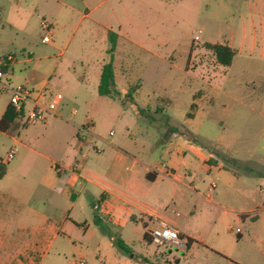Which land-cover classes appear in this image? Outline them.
Returning a JSON list of instances; mask_svg holds the SVG:
<instances>
[{"label":"rangeland","instance_id":"rangeland-1","mask_svg":"<svg viewBox=\"0 0 264 264\" xmlns=\"http://www.w3.org/2000/svg\"><path fill=\"white\" fill-rule=\"evenodd\" d=\"M220 1L213 9L204 0H0V54L15 58L1 82L29 88L31 72L50 76L44 96L49 106L77 109L78 122L89 115L96 133L142 160L170 162L168 150L175 151L176 138L160 143L168 132L190 137L209 153L205 165L210 172L189 154L175 155L172 164L194 187L161 176L156 188L163 198L150 203L159 211L180 213V225L192 237L183 254L145 242L140 213L134 210L138 222L124 215L119 227L102 220L98 245L82 241L79 232L72 241L60 233L41 264H70L80 253L85 264H142L141 256L152 264H264V40L258 36L252 44L247 37L234 43L229 66L219 64L206 46L220 43L221 34L231 28L239 40L242 17L246 31L253 29V21L259 34L264 13L250 15L242 4ZM42 20L51 26L47 43L41 41L46 33ZM108 30L121 35L112 52L115 75L119 71L128 84H142L136 97L135 88L120 96L118 86L114 99L98 94V73L110 58ZM9 94L0 85V110ZM19 123L8 131L18 143L0 131V154L15 150L9 174L0 183L12 194L9 208L0 210L2 260L35 242L31 229L20 228L41 223L35 210L53 216L54 207L63 205L28 177L24 165L31 161L21 158L23 144L42 151L72 148L71 142H56L58 136L71 140L72 130L44 132L38 121ZM87 130L82 134L90 149ZM41 160L32 162L40 164V173L45 171ZM4 223L10 227L2 235ZM162 251L166 255L157 258ZM175 255L178 262L171 261Z\"/></svg>","mask_w":264,"mask_h":264},{"label":"crops","instance_id":"crops-1","mask_svg":"<svg viewBox=\"0 0 264 264\" xmlns=\"http://www.w3.org/2000/svg\"><path fill=\"white\" fill-rule=\"evenodd\" d=\"M223 1L227 2L228 0ZM233 1H235L237 5L242 4L243 6H246L250 11V15L253 13L261 15L264 13V0ZM220 2V0H204L205 6L211 4V8L213 9L216 7L218 8ZM71 8L73 7L71 6ZM219 8H222V6ZM224 8H226V6H224ZM87 14H89V12L84 14V16ZM240 19L243 32H241L242 34L239 40H236L238 36L237 33L235 34V29L231 28L227 34H221L223 35L221 42H226V45L232 48L234 43H244L247 41V37H249L252 44L256 42L258 36L261 40H264V24L262 25L259 34H257L258 31L252 21L250 26H252L253 29L247 32L244 28L246 25L245 20L243 17ZM213 20H215V18H213ZM216 21L219 20L216 19ZM115 33L117 34V47L121 35L117 32ZM215 42L216 41H211V43ZM100 73L101 70L98 73V83ZM113 74L114 83L115 86H118L119 95H125L133 84H128L126 82L123 73L118 71L117 75H115L113 70ZM27 82L30 84L29 89L31 90V97L37 98L43 105L49 108V111L45 114V118L38 121L43 124V131H50L55 128L60 131L62 127L69 131L72 130L73 135L71 140L70 138L68 139V135L66 138L58 136L60 138L56 141L58 145H61V142L62 145L63 142L66 145L71 142L70 144H72V148L65 147V149H61V147L57 146L42 151L23 144L25 152L21 154V158L26 155V158L31 161L28 163V167L24 165V167L27 168L28 177L37 180L40 189L43 193L48 195V197L49 195L51 196V194L54 195H52L54 198L59 197L62 200L63 205L54 207L57 214H53V216L44 214L42 210H35L34 213L37 218H40L41 223L30 228L27 225L20 226L23 230H32V233L36 236L35 242L28 243L23 248L16 249L14 253L8 255L6 258L4 257L3 260L0 257V264H41L44 254L60 233L67 236L69 241H72V236L79 232L81 233L82 241H85L86 243L88 240H94L95 244L98 245L104 234L100 226L102 220H106L112 225L119 227L121 222L125 220L121 217L124 215L132 221L138 222V219H136L133 213L134 210H137L140 213L139 220L142 224L144 233H149L150 230L146 229L149 226L151 229L153 226L149 219L153 217H163L172 223L179 230L181 235L192 239V237H190L180 225V213L178 211H159L150 203H158L163 198L162 191L157 190L156 188L158 178L161 176L171 178L175 183L181 182L185 187H194L192 184L186 183L185 177H183L182 173H178V169H175L173 165L175 163V155L178 156L180 153L184 157L189 154L191 158L200 163L202 169L207 172L211 171V169L205 165V161H208L206 159L208 158L209 153H207L203 147L193 143L190 137H182L180 134L176 135L168 132L163 136L160 143H164L165 145L167 141L171 143L172 137L176 138L175 143L177 148L174 152L172 149L168 150V153L170 154V162L164 163L162 161L150 162L148 160H142L140 157L130 153L119 145L111 143L107 139H104L102 135L96 133L93 130L94 126L89 119V115L84 118V121L78 122L77 109L71 108L69 111H66L58 106H49L46 101H44V96L50 85V76L34 71V73L31 72ZM1 83L0 80V85ZM141 85L142 84L140 83V86L134 87L135 89L133 90L132 97L137 96ZM8 105L9 99L0 110V118ZM30 106L31 100L26 102L24 107L25 110ZM195 115L196 112L191 118L195 117ZM19 122H23V118L18 116L15 119V124L22 125ZM33 123H37V121L30 124ZM84 127H86V130L88 129L87 134L93 140L90 144V149L88 147V138H84L82 134V128ZM1 133L8 136L10 135L7 131H1ZM10 137L14 142L18 143L16 137L12 135H10ZM53 144H55V146L57 145L56 143ZM100 146L102 147L100 148ZM6 153L4 155L0 154V158L5 159ZM38 158L45 162V171L42 173H40V164L37 162L36 165L32 164V162L37 161ZM5 163L6 170L3 176L0 177V183H3L11 169L10 161H6ZM180 164L186 167L188 162L182 158ZM56 167H58V169H56ZM213 184L214 183H211V188L214 187ZM11 199V191L0 184V203L3 202V206L0 205V210L2 209L3 212H5L8 207L7 204ZM46 199L47 198L44 200ZM94 205H98L100 208H95ZM95 218H100V222H95ZM8 227H10V223L3 224L4 230L1 231L2 235L6 234V228ZM110 239H115V237L111 236ZM188 249L189 248L177 251H183L184 253ZM79 256L84 258L82 253H80ZM175 256L171 257L172 262H175L172 260Z\"/></svg>","mask_w":264,"mask_h":264},{"label":"built area","instance_id":"built-area-1","mask_svg":"<svg viewBox=\"0 0 264 264\" xmlns=\"http://www.w3.org/2000/svg\"><path fill=\"white\" fill-rule=\"evenodd\" d=\"M41 27L46 33L42 36L41 41L44 43L50 42L49 34L51 33V26L45 20L41 21ZM198 38V36H195ZM15 58L12 54H0V80L3 78L14 62ZM5 68V70H4ZM3 89L9 91V103L12 105L18 116L23 118L24 123H32L41 121L45 118V114L49 111L37 98L31 97V90L25 86L11 87L2 82ZM31 100V106L25 110V104ZM86 127H84L85 129ZM83 129V128H82ZM15 154V150L10 148L5 155V159L0 158V164L8 161ZM58 169V167H56ZM95 208H100L94 205ZM152 223V228L149 231L151 243L157 247L165 249L185 250L187 247V237L181 235L179 230L168 220L163 217H153L149 219ZM70 264H85V259L78 256Z\"/></svg>","mask_w":264,"mask_h":264},{"label":"trees","instance_id":"trees-1","mask_svg":"<svg viewBox=\"0 0 264 264\" xmlns=\"http://www.w3.org/2000/svg\"><path fill=\"white\" fill-rule=\"evenodd\" d=\"M107 37L109 40V47L108 52L110 53L109 61L105 64H103L101 68L99 83H98V94L101 96L110 97L112 99L115 98V95H117L116 89H115V83H114V74H113V51L116 48V42H117V34L114 31H108ZM207 48H209L215 55L217 61L219 64L224 66H229L231 64V61L233 59V56L235 54V50L231 48L230 46L222 43H207ZM5 70V68H4ZM135 86H131L126 95H129L132 89H134ZM194 106V105H193ZM18 117V113L14 110L12 105L9 103V105L6 107L4 113L2 114L0 118V131H9L18 125L15 124V119ZM6 170V163L0 164V177L3 176ZM95 222L99 223L100 218H95ZM145 224V223H144ZM146 225V224H145ZM144 240H146L148 243H151L150 234L148 232L144 233L143 235ZM191 238H187V248H189L191 244ZM117 244L121 249H124V246L120 240H117ZM166 255L165 251H162L158 253L157 258H162L161 255ZM141 259H143L144 264H152L147 260V258L141 256ZM166 262V261H165Z\"/></svg>","mask_w":264,"mask_h":264},{"label":"water","instance_id":"water-1","mask_svg":"<svg viewBox=\"0 0 264 264\" xmlns=\"http://www.w3.org/2000/svg\"><path fill=\"white\" fill-rule=\"evenodd\" d=\"M167 252H168V253H171V252H173V249H167ZM176 252H178V253H177L178 255L183 254V251H176ZM178 255L175 256V257H173L172 260H174L175 262H177V261H178Z\"/></svg>","mask_w":264,"mask_h":264}]
</instances>
